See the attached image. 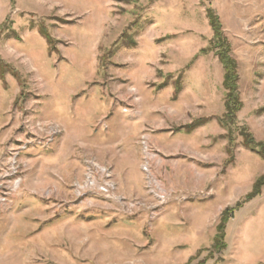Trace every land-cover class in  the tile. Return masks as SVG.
<instances>
[{
    "label": "rangeland",
    "instance_id": "obj_1",
    "mask_svg": "<svg viewBox=\"0 0 264 264\" xmlns=\"http://www.w3.org/2000/svg\"><path fill=\"white\" fill-rule=\"evenodd\" d=\"M208 8L237 64L229 135ZM0 73V264H264V188L243 203L264 161L242 145H264V0H0Z\"/></svg>",
    "mask_w": 264,
    "mask_h": 264
},
{
    "label": "trees",
    "instance_id": "obj_2",
    "mask_svg": "<svg viewBox=\"0 0 264 264\" xmlns=\"http://www.w3.org/2000/svg\"><path fill=\"white\" fill-rule=\"evenodd\" d=\"M205 18L207 20L208 26L212 30L214 38H219L218 45L216 46V53L214 54L216 56V59L220 63L223 69V77H222V88L225 92L224 96V111L225 113L223 116L219 119H216L217 124L219 127H221L223 130L228 131L227 134L229 135L230 129L232 126L236 125V115L239 113V111L242 108V103L239 101V93H238V76H237V64L234 59H232L229 55L231 53V47L229 45V42L227 39L222 36V30H221V24L219 23L218 17L214 14L213 10L210 8L206 9L205 11ZM42 37L46 40L47 44L51 45L53 43L52 39L44 32H40ZM222 50L223 53L219 54L218 51ZM212 52L211 47H207L206 49L200 50V55H206ZM225 53V54H224ZM3 74L0 73V77H2ZM171 75H167L165 77V80L157 87V89H162L167 87L169 84V81L171 80ZM171 84L173 86V99L177 97L179 92L181 91V75H178V77L171 81ZM232 102V105L230 103ZM225 118L228 119L230 124H226L224 122ZM209 121V119H198L195 120L187 125H184L183 127H180L175 130V132H183L187 135L191 134L193 131H195L197 128H200ZM237 127V126H236ZM242 131H244L243 141L242 145L243 147L250 151L251 153L255 154L259 159L264 161V145L261 143L255 142L253 136L246 132V128L242 127ZM233 156L230 153V150H227V163L232 164L233 163ZM264 188V174L262 176H259L252 187V191L250 194H248L245 197V200L243 203L252 200L253 198L261 195V190ZM241 201L236 204L234 208H227L225 212L220 217V221L217 224L215 228V235L213 237V243L211 248L213 250H216L217 252H223L226 249V244L224 242L225 238V226L229 219L231 218L233 212L240 208L243 204ZM206 250H200L197 251L198 254L200 252H203ZM196 253V255H197ZM212 255L208 257L210 260L212 258ZM212 260V259H211ZM194 261V258H190L187 264H190ZM220 261V260H219ZM218 262V261H216ZM207 260L200 261V263L197 264H206Z\"/></svg>",
    "mask_w": 264,
    "mask_h": 264
},
{
    "label": "built area",
    "instance_id": "obj_3",
    "mask_svg": "<svg viewBox=\"0 0 264 264\" xmlns=\"http://www.w3.org/2000/svg\"><path fill=\"white\" fill-rule=\"evenodd\" d=\"M141 143H142V145H143V147H144V150H145V161L146 160H148L149 158V156H150V153L148 152V148H147V146H146V144H144L145 143V139L144 138H142V140H141ZM143 169H141L143 172H145V173H147L148 172V169H149V166H148V162L146 161V163L144 164V166L142 167ZM90 185H92V183H90ZM107 187H105V191L106 192H104V193H108V191L109 190H111L112 189V187L111 186H108V185H106ZM102 187V186H101ZM109 188V189H108ZM103 190V189H102ZM156 191H158V190H156ZM160 191V190H159ZM110 195H111V193H110ZM151 195H155V197H157V198H159L160 199V205H158V206H163V204H166L167 203V198H166V195L164 194H162L161 195V193H159V194H157V192H154V191H152V193H151ZM105 198H108L107 196H105ZM109 199V198H108Z\"/></svg>",
    "mask_w": 264,
    "mask_h": 264
},
{
    "label": "crops",
    "instance_id": "obj_4",
    "mask_svg": "<svg viewBox=\"0 0 264 264\" xmlns=\"http://www.w3.org/2000/svg\"><path fill=\"white\" fill-rule=\"evenodd\" d=\"M176 134H185V133H183V132H176ZM185 135H187V134H185ZM190 135V134H189Z\"/></svg>",
    "mask_w": 264,
    "mask_h": 264
}]
</instances>
